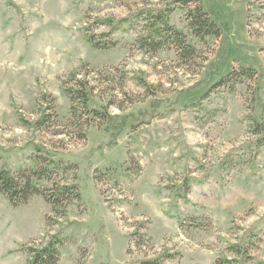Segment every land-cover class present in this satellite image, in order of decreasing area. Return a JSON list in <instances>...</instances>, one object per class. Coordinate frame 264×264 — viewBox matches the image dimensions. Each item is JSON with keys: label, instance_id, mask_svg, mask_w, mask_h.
Here are the masks:
<instances>
[{"label": "rangeland", "instance_id": "obj_1", "mask_svg": "<svg viewBox=\"0 0 264 264\" xmlns=\"http://www.w3.org/2000/svg\"><path fill=\"white\" fill-rule=\"evenodd\" d=\"M170 1L0 0V167L58 161L34 184L81 193L61 217L41 194L19 206L0 194V264H27L29 248L57 232L56 264H217L242 237L250 264H264V139L248 125H264V0H201L224 23L223 36L204 41L190 33L188 6L175 4L170 23L193 41L190 57L139 48L140 22L111 33L99 20ZM240 66L253 79L213 89ZM74 74L89 80V106H107L111 123L71 118L64 82ZM129 114L138 127L106 130Z\"/></svg>", "mask_w": 264, "mask_h": 264}, {"label": "trees", "instance_id": "obj_2", "mask_svg": "<svg viewBox=\"0 0 264 264\" xmlns=\"http://www.w3.org/2000/svg\"><path fill=\"white\" fill-rule=\"evenodd\" d=\"M180 4L183 7L188 6L185 12V19L188 21V27L190 33L200 41H204L208 36L221 37L224 35V23L218 15L210 18L207 12L204 10L201 4V0H172L164 7L157 8L156 10H140L130 14L127 17L115 20L113 18H99L100 23L107 25L110 28L111 33L120 29L130 30L134 28L138 22L140 25V34L135 39L136 45L149 52H156L164 48H175L180 52V56L190 57L194 56L195 48L193 41L188 40L186 34L182 30H178L170 23L169 15L174 10V5ZM190 5H194L189 7ZM108 32H104L99 37H107ZM109 38V37H108ZM89 41L94 47L101 46L99 40H95L94 36H89ZM106 43H113L111 38L106 40ZM255 70L250 67L240 66L233 69L225 78L218 81L213 89L220 87L221 85L232 90L237 83H243L246 79H253ZM142 81V80H141ZM146 85V82L144 83ZM146 87V86H145ZM93 90L89 80L77 78L76 75H72L70 80L64 82V92L70 101V115L71 118L76 119L80 127L85 125H93L96 121H102L104 123H111V114L108 109L102 106L90 107L89 99L90 93ZM111 102H109L108 105ZM113 103V102H112ZM119 107V106H118ZM50 108V106H47ZM120 108V107H119ZM47 114L43 112L42 120L45 121ZM139 117H134L132 114L123 116L121 121L114 127H106L107 131L118 128L120 131L124 126L129 125L132 128L138 127V123L141 121ZM141 119V118H140ZM139 121V122H138ZM252 123V124H251ZM249 127L252 126L254 133H261V136L257 141H262L264 136V125L257 121V119L251 118L248 123ZM80 139L85 138L84 131L78 136ZM60 166L59 162L50 160L47 158H37V165L32 170L21 169L16 173H12L6 167H0V194L4 195L8 202L12 206H19L26 204L33 195L41 194L45 201L51 205L54 217L64 216L67 206L73 201L79 200L81 193L76 184H59L54 182L53 187L47 190H41L33 182V177L37 179L47 178L54 174L56 169ZM66 169V166H65ZM129 169V168H128ZM124 169L125 171L128 170ZM108 173L121 175L120 170L108 169ZM264 222V216L262 217ZM140 224V223H139ZM253 228L246 231V233H252ZM254 233V232H253ZM144 234H140L139 238L142 241ZM62 243L61 233L57 232L49 237V239L39 247H30V258L27 264H56L59 256V246ZM226 249L233 254V257L222 256L216 260L217 264H250L252 259L249 253V246L245 238L239 242L228 243ZM173 257L172 254H166V257ZM160 258L148 259L142 261L140 264H160Z\"/></svg>", "mask_w": 264, "mask_h": 264}]
</instances>
